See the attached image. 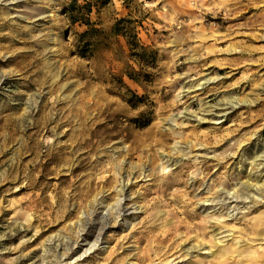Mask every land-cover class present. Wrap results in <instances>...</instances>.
<instances>
[{
  "label": "rangeland",
  "instance_id": "374dc122",
  "mask_svg": "<svg viewBox=\"0 0 264 264\" xmlns=\"http://www.w3.org/2000/svg\"><path fill=\"white\" fill-rule=\"evenodd\" d=\"M263 197L264 0H0V264H251Z\"/></svg>",
  "mask_w": 264,
  "mask_h": 264
},
{
  "label": "trees",
  "instance_id": "16d2710c",
  "mask_svg": "<svg viewBox=\"0 0 264 264\" xmlns=\"http://www.w3.org/2000/svg\"><path fill=\"white\" fill-rule=\"evenodd\" d=\"M110 0H108V3ZM79 9H83L84 12L80 13ZM91 13L90 3H86L84 6H78L77 4H73L70 7L69 11V19L73 25H79L86 27V30L79 34V45L77 46V55L81 58L89 57L88 54L90 52V47L99 43L93 42L91 40V34H103L104 32L98 31L93 28V24L89 20V16ZM133 23L126 18H121L116 20L113 26L110 28L109 35L116 38H122L130 52V57H139L143 52H145V47H143L139 43V39L137 38V33L135 32V27L131 26ZM98 41V40H97ZM104 42L105 40L102 39Z\"/></svg>",
  "mask_w": 264,
  "mask_h": 264
},
{
  "label": "bare ground",
  "instance_id": "6f19581e",
  "mask_svg": "<svg viewBox=\"0 0 264 264\" xmlns=\"http://www.w3.org/2000/svg\"><path fill=\"white\" fill-rule=\"evenodd\" d=\"M197 120V119H196ZM204 120V118H202V119H198V121L197 122H200V121H203ZM70 139V138H69ZM71 141V140H70ZM81 143V142H80ZM79 145V144H78ZM71 146V145H70ZM138 151V150H140L139 149V145H135V147H130L129 149H128V151ZM90 151V150H89ZM86 153V152H85ZM82 155V154H81ZM128 157V159H131V160H133V157H131L130 155H127ZM74 182V181H73ZM246 190V192L248 193H256L257 191H261V189H260V186H257V188H252V186H250V185H247L246 186V188H245ZM264 198V197H263ZM133 203V205H135L136 204V202H132ZM128 205V204H127ZM127 207V206H126ZM123 209V208H122ZM127 209V208H126ZM138 210V209H137ZM214 236H216V234H214L213 235V237ZM264 236V234L262 235V237ZM215 240V243H214V247H217L218 246V244L219 243H221L222 244V242L223 241H218V240H216V239H214ZM138 242V241H137ZM201 242V241H200ZM140 242H138V244H139ZM202 243V242H201ZM238 242L237 243H235V246H238ZM197 245H199V246H197V248L198 247H200L201 245H200V243H199V241H198V244ZM94 246V245H93ZM191 248L189 247L188 248V252H189V250H190ZM196 249V248H195ZM210 249L211 248H209V250H208V255L207 256H209L210 254L212 255L213 253H211L210 252ZM197 251V250H196ZM219 254H220V256H224V257H226V258H229L230 259V257H227V251L225 250V248H219ZM156 253V252H155ZM158 253V252H157ZM234 254H236V256H238L240 253L238 252V251H234L233 252ZM157 256V255H156ZM250 259V258H249ZM248 259V260H249ZM138 260H139V262H141V263H144V262H146V261H149V262H151L152 260L150 259V256H147V258H145V257H139V255H138ZM251 264H264V253L262 254V255H259V256H257L256 258L254 257V258H252L251 260Z\"/></svg>",
  "mask_w": 264,
  "mask_h": 264
}]
</instances>
